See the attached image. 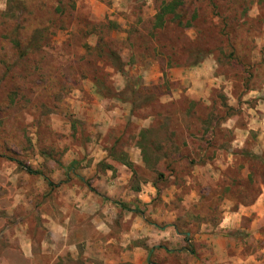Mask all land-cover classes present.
<instances>
[{"label":"rangeland","instance_id":"374dc122","mask_svg":"<svg viewBox=\"0 0 264 264\" xmlns=\"http://www.w3.org/2000/svg\"><path fill=\"white\" fill-rule=\"evenodd\" d=\"M99 90H116L100 101L128 116L106 133L79 101ZM262 113L264 0H0V253L9 264H105L67 233L43 252L51 234L19 189L43 177L27 181L18 161H58L69 136L52 122L70 119L85 147L92 132L115 153L139 139L151 164L133 186L155 180L154 207L169 198L184 244L151 261L196 264L201 234L264 187ZM120 252L107 264H133Z\"/></svg>","mask_w":264,"mask_h":264},{"label":"crops","instance_id":"0c3cea01","mask_svg":"<svg viewBox=\"0 0 264 264\" xmlns=\"http://www.w3.org/2000/svg\"><path fill=\"white\" fill-rule=\"evenodd\" d=\"M93 97L91 101L84 97L79 101L83 104L81 111L86 108L102 122L103 126L99 124L98 129L106 133L109 125L120 124L123 118L127 120L122 110L106 108L100 101L114 96L100 92L96 96L93 92ZM98 107L101 109L96 110ZM261 116L264 121V113ZM72 125L73 120L54 119L53 133L61 128L69 136V142L59 151L58 161L42 156L31 166L44 179L36 177L35 186L26 183L19 188L26 207L34 206L37 219H41L40 223L36 222L38 232L46 229L51 234L50 241L45 238L38 243L42 251L51 241L53 247L59 248L54 243L60 233H67L68 238L73 235L72 248H76V253L78 248L83 249L85 255L97 257L105 264L110 263L108 251L111 249L121 250L122 262L133 264L147 261L153 264L150 258L153 253L164 257L168 249H181L183 239L173 232L169 198L164 199V210L157 211L153 202L157 191L155 180L138 179L133 186L135 169L149 168L151 164V158L143 154L139 139L115 153V140L111 144L96 143L102 134L92 132V141L89 138L90 144L85 147L78 138L79 128ZM73 132L77 133L76 137ZM73 136L75 141L71 145ZM261 137L264 139V132ZM56 152L58 147L52 150ZM24 177L32 181V174L26 172ZM242 204L227 211L210 232L201 234L200 244L194 251L199 257L196 264H264V187L250 203ZM28 242L29 250L23 249L33 255L32 243ZM0 264H9L5 253H0Z\"/></svg>","mask_w":264,"mask_h":264},{"label":"trees","instance_id":"16d2710c","mask_svg":"<svg viewBox=\"0 0 264 264\" xmlns=\"http://www.w3.org/2000/svg\"><path fill=\"white\" fill-rule=\"evenodd\" d=\"M174 6H175V4H174V3H171L167 9H169L170 11H172V9L174 8ZM99 92H100V90H99ZM100 93H102V94H105V93H106L107 95H109V96H114V97L117 96V94H116L115 92H113V91H107V92H102V91H101ZM148 130H149V129H148ZM18 163H20L21 166H22L23 168H25L26 171H27L28 173H31V174H38V173H41L40 171H38V170H36V169H33L31 166L25 165L23 162L18 161ZM46 179H47V178H46ZM47 180H48V179H47ZM49 184L52 185V182L49 181Z\"/></svg>","mask_w":264,"mask_h":264}]
</instances>
